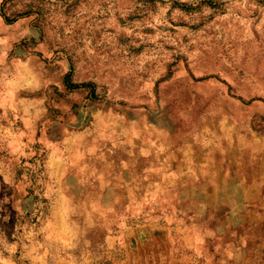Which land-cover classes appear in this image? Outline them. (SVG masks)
<instances>
[{
    "label": "rangeland",
    "instance_id": "obj_1",
    "mask_svg": "<svg viewBox=\"0 0 264 264\" xmlns=\"http://www.w3.org/2000/svg\"><path fill=\"white\" fill-rule=\"evenodd\" d=\"M0 264H264V0H0Z\"/></svg>",
    "mask_w": 264,
    "mask_h": 264
}]
</instances>
